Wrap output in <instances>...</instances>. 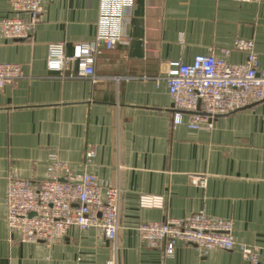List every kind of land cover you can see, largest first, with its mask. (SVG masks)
Returning a JSON list of instances; mask_svg holds the SVG:
<instances>
[{
	"label": "crops",
	"instance_id": "0c3cea01",
	"mask_svg": "<svg viewBox=\"0 0 264 264\" xmlns=\"http://www.w3.org/2000/svg\"><path fill=\"white\" fill-rule=\"evenodd\" d=\"M10 15V0H0V21ZM110 34L119 41L101 50L92 77L76 76L75 64L47 71L50 44L72 56ZM239 39L253 42L264 74V0H46L28 40L0 35V63L24 73L0 90V264H249L241 246L264 264V101L194 129L187 113L175 119L165 79L171 62L219 56ZM55 162L120 190L113 241L94 228H70L49 246L10 234V176L38 183ZM196 213L230 221L235 249L202 256L178 242L167 257L135 232Z\"/></svg>",
	"mask_w": 264,
	"mask_h": 264
},
{
	"label": "built area",
	"instance_id": "2783aa9c",
	"mask_svg": "<svg viewBox=\"0 0 264 264\" xmlns=\"http://www.w3.org/2000/svg\"><path fill=\"white\" fill-rule=\"evenodd\" d=\"M46 0H10L11 15L0 21V35L13 41L28 40L43 13ZM131 3L134 0H122ZM237 3H258L260 0H233ZM119 37L100 35L79 43L72 56H66L63 44H50L46 69L62 74L69 64L77 67L76 76L92 77L94 63L101 50L115 48ZM245 55L242 64H230L232 52ZM257 53L251 40H236L232 49L196 56L190 64L171 62L166 74L168 94L174 116L189 115L190 127L210 125L214 117L230 115L264 101V74L257 70ZM24 77L18 64L0 63V90ZM87 159L93 153L87 154ZM200 184L204 183L200 179ZM120 190L98 182L90 173L73 174L59 162L51 163L41 182L11 175L6 193L7 224L10 234L21 243H59L70 228L86 231L97 229L109 241L116 238ZM140 241L148 248H162L164 255H173L180 242L193 246L200 255L219 249H235L233 226L228 220L211 218L203 213L165 222L142 223L135 228ZM242 258L259 264L257 248L241 246Z\"/></svg>",
	"mask_w": 264,
	"mask_h": 264
}]
</instances>
